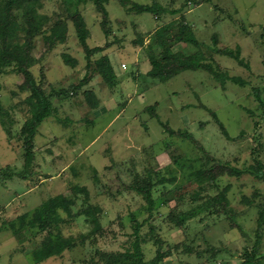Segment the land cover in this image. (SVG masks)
<instances>
[{"label": "rangeland", "instance_id": "374dc122", "mask_svg": "<svg viewBox=\"0 0 264 264\" xmlns=\"http://www.w3.org/2000/svg\"><path fill=\"white\" fill-rule=\"evenodd\" d=\"M134 1H157L169 10L183 9L179 14L157 17L128 13L119 1L110 0L105 5L109 10L107 27L112 33L106 36L104 14L92 2L82 7L91 31L89 44L95 47L111 43V49L92 56L93 62L114 50L112 62L117 72L121 73L119 66L124 62L129 69L123 73L130 76L138 69L134 41L144 42L143 50L138 51L145 55L140 66V88L135 90L133 80L127 81V93L120 86L116 88L118 102L113 108L128 104L131 98L134 102L109 131L105 127L119 109L95 116L86 91L100 92V99L110 104L115 87L92 75L88 84L74 89L86 74L88 60L72 21L68 41L52 51L45 45L44 34L37 36L33 74L47 94L53 90L64 93L53 99L57 111L38 128L32 175L0 184V264H106V253L125 251L131 246L133 215L139 220L148 216L147 203L128 186L148 179L150 172L156 206L154 217L142 228L147 261L156 256L160 245L169 253L161 264H244L247 253L256 249L264 179L257 178L251 166L258 161L264 165V0ZM68 7L66 0H43L40 11L54 22L68 17ZM17 14L21 19L20 10ZM171 21L194 28L207 61L218 69L221 79L205 70H190L168 82L152 81L147 71L151 69L148 56L162 51L156 44L155 30ZM214 35L218 36V44ZM225 47L239 50L244 64L218 52L217 48ZM173 49L194 52L196 47L178 42ZM64 53L76 57L78 65L67 64ZM154 81L156 86L151 85ZM24 83L23 75L14 66L0 73V169L8 165L22 168L24 164V126L31 115L27 101L31 92L22 88ZM155 104L162 121L175 130L193 133L203 149L191 139L166 132L148 110ZM210 109L217 113L232 139L223 133ZM125 121L131 122L125 125ZM126 126L131 135L122 134L123 128L128 131ZM215 163H229L243 170L241 174L226 173L219 180L220 188L227 189L228 215L224 210L221 214H201L184 226H176L170 217L203 201L194 202L192 197L200 187L197 178ZM162 177L166 182L159 181ZM77 187L86 188L88 195L77 191ZM60 194L75 199V213L88 206L100 210L94 219L87 220L82 215L61 222L63 236L85 235V241L62 255L35 263L26 250L37 248L47 235L56 240L58 231L23 226L22 217L27 215L28 221L46 200ZM244 196L254 203L244 204ZM60 213L67 219L64 210ZM95 219L100 221L101 229ZM257 255V262L264 264V234Z\"/></svg>", "mask_w": 264, "mask_h": 264}, {"label": "trees", "instance_id": "16d2710c", "mask_svg": "<svg viewBox=\"0 0 264 264\" xmlns=\"http://www.w3.org/2000/svg\"><path fill=\"white\" fill-rule=\"evenodd\" d=\"M42 1L43 0H0V73L8 67L14 66L16 71L23 75L25 79L22 88L31 92L27 99L30 104L31 115L24 126V130L27 133L24 164L22 168H16L11 165L1 168L0 184L6 180L15 179L17 177L27 179L32 175L36 158L34 141L38 133V128L46 119L51 117L54 112L57 111L53 99L56 97L61 98L64 93V90H53L50 94H47L37 82V79L33 74L32 68L36 62L33 49L38 35L44 34L45 45L48 50L52 51L59 44H65L68 41L70 21H72L79 43L82 45L88 60L86 74L80 83L74 86V89L77 90L88 84L92 80V75H99L101 79L111 87L116 86V75L110 56L104 54L95 62L92 61V56L94 54L104 52L111 43H107L105 46L95 47H92L89 44L91 31L82 12V7L87 6L91 2L94 3L98 10L104 14L102 26L106 36H110L112 30L107 27L109 10L105 5L110 0H66L69 4L68 17L54 22H52L49 15L40 11ZM117 1L120 2L128 13H151L157 15V17L164 16L167 13L173 15L179 14L183 9L169 10L157 1L152 4L140 3L134 0ZM195 2L199 4L202 3V1ZM18 10L22 13L21 19L17 14ZM155 36L157 38L156 44L162 48V51L151 53L148 56L151 63V69L148 72V76L151 78L164 83L172 80L184 71L205 70L215 78L221 79L218 69L214 64L207 61V56L201 49L202 43L196 36V32L191 25L185 23H179V25H176L175 21L164 23L157 27L155 30ZM213 40L218 44L217 35H214ZM178 42L193 45L196 47V50L194 52H187L185 50L175 51L173 47L174 44ZM134 44L139 46L143 45L144 42L142 39H137L134 41ZM217 50L219 53L229 55L244 64V59L241 57V52L239 50L238 52H235V50H232L229 47L217 48ZM63 56L66 59L67 64L73 67L78 65V59L73 57L70 53H64ZM93 64L96 66H93ZM222 82L224 83L223 78ZM86 98L91 108H95L99 105V99L95 91H86ZM156 105L157 104L149 106L148 110L152 117H156L160 121L166 132L170 135L183 136L191 139L197 144L199 143L193 133L175 130L168 122L162 121L157 112ZM210 111L215 117L217 123L221 126L226 137L232 139L228 129L220 120L217 113L211 109ZM199 145L201 146L200 143ZM251 168L257 178L261 180L264 179V165L261 161H258L257 165L251 166ZM242 172L243 170L231 167L229 163H215L214 167L211 166L207 167V170H202L197 178L200 187L196 189V192L193 193L192 197L194 202L198 199H203V201L189 211L177 216L173 215L170 218L176 226H184L189 220L201 216V214H221L223 210L226 214L229 213V202L225 195L227 189L224 190L220 188L219 180L226 173L241 174ZM166 180V178L162 177L159 181L166 182ZM154 186L152 172H150L148 179L135 181V183L128 186L129 189L143 197L147 203L148 216L143 220H139L133 215L135 223L133 225V240L131 241V246L125 251L109 254L106 253L104 255V257H106V264H161L169 255V253L162 250V246L160 245L156 256L153 259L149 261L145 259L143 248L145 238L142 234V228L149 223L155 215L156 200L153 195ZM213 189L217 190L215 194L210 193ZM77 191L88 195V190L84 187H77ZM242 202L246 205H252L254 203L253 200L247 196L243 197ZM75 203V199L69 200L65 195L60 194L46 200L38 209H36L34 216L28 221H26L27 215L22 217L23 226L28 224L33 228L41 227L44 230L56 229L58 231L56 240L47 235L37 248L26 250L27 254L31 253L33 255L35 263H41L51 257L62 255L65 250H71L75 248L79 242L85 241V235H80L79 237L63 236L60 223L67 222V220H74L82 215L87 220H90V217H93L94 219L95 213L100 209H98V207L96 209L93 206H88L75 213L73 210V205ZM61 209L67 213V219L62 217L60 213ZM97 220L98 219H95L94 222L97 228L101 229L100 221ZM257 222L258 239L255 245L256 249L252 251V253H247V258L244 264H261L257 262V247L261 244L262 235L264 234V200L260 205ZM153 228L154 227L152 226V230Z\"/></svg>", "mask_w": 264, "mask_h": 264}, {"label": "crops", "instance_id": "0c3cea01", "mask_svg": "<svg viewBox=\"0 0 264 264\" xmlns=\"http://www.w3.org/2000/svg\"><path fill=\"white\" fill-rule=\"evenodd\" d=\"M136 46V45H135ZM110 47V46H109ZM107 48L108 50L109 49H111V48ZM136 47H138V49L137 48H135L134 50H143V47H144V45H139V46H136ZM138 51H134V52H136L135 54H136V62H137V67H138V69H137V72L136 73H134V72H130V76H129V73L128 72H126V73H123V70H125V71H127L128 69H129V65H127V67L126 68H124L123 67V64H125L124 62H122L121 64H120V66H119V71H121V73L120 72H117V70H116V68H115V66L113 65V62H112V58H113V56L116 54V51H114V50H111L109 53H107L109 56H110V58H111V62H112V65H113V67H114V70H115V75H116V79H115V81H116V86H115V88H114V93H112V98H111V100H110V104H109V102L108 103H106L105 102V99L104 100H101L100 99V97L102 96L101 95V93L100 92H97V91H95L96 92V95H97V97H98V99H99V101L101 100V101H103V102H99V105L97 106V107H95V108H91L90 107V109H93V112H94V114H95V116H97V117H101V116H103V115H106V114H109L110 112H112V110L113 111H117L118 109V111H117V113L114 115V117L109 121V123L107 124V126L105 127V130L106 131H109L113 126H114V124L123 116V114L126 112V109L129 107V105L130 104H132L133 102H134V99H129L128 100V102H126V103H128V104H125V105H121V107H120V104H119V106H118V108L117 109H115V108H113V106H115V105H117L116 104V102H118V99H116V97H117V87L118 86H120V90L122 91L123 89L124 90H126V93L129 91V86H127L128 84H129V82H127V81H130V80H133V82H135V90H137V88L139 89L140 88V84H141V78H140V66H141V63L143 62V60H144V58H145V55L144 54H141V51L140 52H138ZM144 57V58H143ZM139 71V72H138ZM148 72L150 71V68L147 70ZM139 73V74H138ZM95 79H99V80H101V77L99 76V75H96V77H95ZM155 80V79H154ZM152 81H153V78H152ZM156 81V80H155ZM155 81L154 82H152V84L151 85H153V86H156V83H155ZM149 87H151L150 85L147 87V88H149ZM123 88V89H122ZM116 89V90H115ZM131 89H133V88H130V90ZM100 93V94H99ZM123 95V94H122ZM126 95V94H125ZM124 95V96H125ZM128 96H132V95H129L128 94ZM126 107V108H125ZM90 109H88V110H90ZM87 110V111H88ZM136 118H138V112H137V117ZM92 121V120H91ZM126 122V121H125ZM129 122H131V121H127L126 122V124L125 125H127V123H129ZM129 126V125H128ZM128 126H126V128H127V130H128ZM124 129L125 128H123V131H122V134H125V133H127L128 135L130 134L131 135V133H132V131H129V130H131L130 128H129V132L128 131H124ZM116 134H118V135H120V133H114L113 135H116ZM112 135V136H113ZM128 137V136H127ZM97 140L99 139V138H96ZM96 139L94 140V142L96 141ZM101 139V138H100ZM99 139V140H100Z\"/></svg>", "mask_w": 264, "mask_h": 264}, {"label": "built area", "instance_id": "2783aa9c", "mask_svg": "<svg viewBox=\"0 0 264 264\" xmlns=\"http://www.w3.org/2000/svg\"><path fill=\"white\" fill-rule=\"evenodd\" d=\"M123 67L126 68L127 67V64H123Z\"/></svg>", "mask_w": 264, "mask_h": 264}]
</instances>
